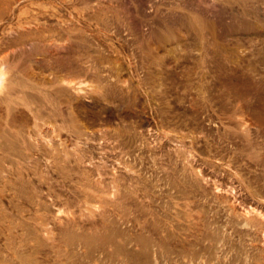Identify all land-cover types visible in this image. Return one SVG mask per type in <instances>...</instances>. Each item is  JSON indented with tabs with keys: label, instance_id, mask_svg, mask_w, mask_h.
<instances>
[{
	"label": "rangeland",
	"instance_id": "1",
	"mask_svg": "<svg viewBox=\"0 0 264 264\" xmlns=\"http://www.w3.org/2000/svg\"><path fill=\"white\" fill-rule=\"evenodd\" d=\"M15 1L0 264H264V0Z\"/></svg>",
	"mask_w": 264,
	"mask_h": 264
},
{
	"label": "bare ground",
	"instance_id": "2",
	"mask_svg": "<svg viewBox=\"0 0 264 264\" xmlns=\"http://www.w3.org/2000/svg\"><path fill=\"white\" fill-rule=\"evenodd\" d=\"M18 1H20V0H16L15 2L17 3ZM67 84H68V83H67ZM69 85H72V84H71V82H70V84H69ZM69 85H68V87H69ZM72 86H73V85H72ZM72 86H71V87H72Z\"/></svg>",
	"mask_w": 264,
	"mask_h": 264
}]
</instances>
